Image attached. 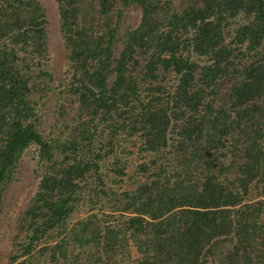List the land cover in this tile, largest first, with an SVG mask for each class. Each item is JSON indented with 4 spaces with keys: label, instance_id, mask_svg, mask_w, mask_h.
<instances>
[{
    "label": "trees",
    "instance_id": "1",
    "mask_svg": "<svg viewBox=\"0 0 264 264\" xmlns=\"http://www.w3.org/2000/svg\"><path fill=\"white\" fill-rule=\"evenodd\" d=\"M55 1L75 107L44 135L45 11L0 0V208L27 150L44 168L24 255L52 232L40 264H264V0H189L181 13L169 0ZM130 8L140 22L120 34L113 15ZM129 146L146 179L123 191ZM87 203L101 205L73 224Z\"/></svg>",
    "mask_w": 264,
    "mask_h": 264
},
{
    "label": "rangeland",
    "instance_id": "2",
    "mask_svg": "<svg viewBox=\"0 0 264 264\" xmlns=\"http://www.w3.org/2000/svg\"><path fill=\"white\" fill-rule=\"evenodd\" d=\"M41 3L47 20L46 31L48 37V68L47 73L37 71L39 74L35 75V78L39 76H52V80L49 83V90L44 95L37 93L35 100H38V114L41 119L40 132L44 135H48L54 128L56 122L60 120L61 108L65 106V118L66 121L71 120L73 116L72 108L75 104H70V97L67 96V84L69 82L66 65L67 51L65 49V41L61 30L60 11L58 4L55 0H37ZM171 2V8L174 12L181 13L186 9L189 4V0H169ZM117 8H120V4H117ZM172 11V12H173ZM172 12H169L172 14ZM89 22L96 25L92 14L87 15ZM141 19V11L138 8H130L121 11V16L118 17L117 13L113 15L111 28H117L120 34L126 33L128 30L135 29ZM121 49L120 45L116 47ZM46 59H43V61ZM46 64V62L44 63ZM40 84V80H38ZM231 84H226L220 88L219 92L224 99L227 94L228 87ZM71 105V106H70ZM134 155L128 156L126 170L129 175L134 179L133 185L131 181L124 179L125 184L116 183L121 185L122 190H130L135 187V183L144 182L146 179L145 173L139 170V166L146 163L147 160L137 157V149L129 146L127 148ZM44 168L39 164V149L37 146L31 147L25 152L19 163L15 168L13 180L6 186L2 192V204L0 208V264H18L19 262H30L32 259L35 264H40L44 261L45 257L50 255L49 252H45L41 257L39 250L44 247H50L56 244V239H50L53 235L51 232L49 237H44L34 251L30 255H24L25 245L28 242L27 226H23L24 219L26 218V212L30 206L31 200L35 196L39 183L43 177L42 171ZM115 185L109 183L106 187L102 188L104 192H113ZM112 190V191H111ZM120 190V189H119ZM120 193L119 191H116ZM117 193V194H118ZM122 193V192H121ZM120 193V194H121ZM82 197V196H81ZM95 199H101L105 201V198L100 194L94 196ZM112 200V196L110 198ZM83 206V203L80 204ZM101 204L97 205L93 203H87L84 207L76 210L73 213V224L79 220H84L86 216L97 209ZM85 211V212H84ZM94 212V211H93ZM106 216H111L109 209L104 210ZM74 248L70 249V253L74 252ZM128 252L133 260H136L139 255L137 248L130 243ZM16 259V260H15Z\"/></svg>",
    "mask_w": 264,
    "mask_h": 264
}]
</instances>
